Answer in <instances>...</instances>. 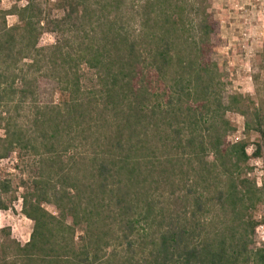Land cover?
<instances>
[{
	"label": "trees",
	"instance_id": "obj_1",
	"mask_svg": "<svg viewBox=\"0 0 264 264\" xmlns=\"http://www.w3.org/2000/svg\"><path fill=\"white\" fill-rule=\"evenodd\" d=\"M218 31L212 0L0 7V162L19 176L0 177V212L20 190L33 223L26 244L0 229V264H264V188L227 117L262 159L264 109L226 103Z\"/></svg>",
	"mask_w": 264,
	"mask_h": 264
},
{
	"label": "rangeland",
	"instance_id": "obj_2",
	"mask_svg": "<svg viewBox=\"0 0 264 264\" xmlns=\"http://www.w3.org/2000/svg\"><path fill=\"white\" fill-rule=\"evenodd\" d=\"M16 2L17 0H0V7L9 10ZM212 7L219 23L218 50L214 59L226 73V103L232 95H243L249 97L257 108L264 109V0H212ZM8 23L14 26L17 19L9 17ZM54 44V36H43L42 46ZM40 101L43 104H58L59 97L53 85L42 90ZM227 117L235 127V132L231 133L228 141L235 144L247 140L250 143V176L259 188H264V158L252 157L255 152L253 144L258 142V136L246 133V120L243 116L228 113ZM16 164L14 157L0 162V177L12 180L14 188L18 186L19 180ZM17 197L18 201L10 211L0 212V229L10 228L14 238L21 244H26L30 240L33 223L22 214L20 190ZM46 207L55 214L54 208ZM257 220H264V204L258 211ZM257 242L259 245L264 243V225L257 230Z\"/></svg>",
	"mask_w": 264,
	"mask_h": 264
},
{
	"label": "built area",
	"instance_id": "obj_3",
	"mask_svg": "<svg viewBox=\"0 0 264 264\" xmlns=\"http://www.w3.org/2000/svg\"><path fill=\"white\" fill-rule=\"evenodd\" d=\"M21 202H22V200H21Z\"/></svg>",
	"mask_w": 264,
	"mask_h": 264
}]
</instances>
